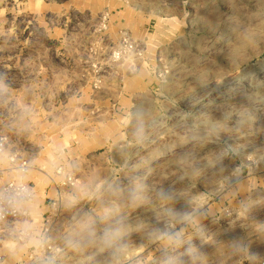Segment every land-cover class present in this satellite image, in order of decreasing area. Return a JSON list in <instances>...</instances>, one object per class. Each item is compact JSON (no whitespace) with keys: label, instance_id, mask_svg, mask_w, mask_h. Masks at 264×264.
<instances>
[{"label":"rangeland","instance_id":"obj_1","mask_svg":"<svg viewBox=\"0 0 264 264\" xmlns=\"http://www.w3.org/2000/svg\"><path fill=\"white\" fill-rule=\"evenodd\" d=\"M121 29L136 71L110 58ZM1 135L31 167L0 156V187L31 183L40 213L61 195L56 252L10 243L4 264H261L264 0H0ZM58 166L79 183L55 187Z\"/></svg>","mask_w":264,"mask_h":264},{"label":"built area","instance_id":"obj_2","mask_svg":"<svg viewBox=\"0 0 264 264\" xmlns=\"http://www.w3.org/2000/svg\"><path fill=\"white\" fill-rule=\"evenodd\" d=\"M111 20L110 13H103L100 18L99 30H107ZM112 61L126 65L129 71H136L141 62L145 60V50L140 41L133 37L128 29L119 31L118 43L111 52ZM0 156H6L11 169L21 174L28 173L31 165L25 154L17 147L10 145L7 135L0 136ZM55 187L66 186L72 188L79 183L78 177L64 166H58L52 178ZM21 188L27 194L21 193ZM35 187L18 178L9 179L0 187V264L6 258V247L10 243L28 244L34 248V254H43L50 258L56 252V244L52 239V231L59 207L61 195L57 191L56 197L44 199L43 205L48 200V210L35 212L31 205L36 199ZM31 247V248H32ZM261 264H264V260Z\"/></svg>","mask_w":264,"mask_h":264},{"label":"clouds","instance_id":"obj_3","mask_svg":"<svg viewBox=\"0 0 264 264\" xmlns=\"http://www.w3.org/2000/svg\"><path fill=\"white\" fill-rule=\"evenodd\" d=\"M21 193L27 194V190L24 188H21ZM142 197L137 195L136 191L134 190L132 193V200L133 203L140 200ZM123 235V229L122 228H116L115 230L109 231L105 233L103 243L105 246H112L114 243L119 241ZM94 236V232L92 230L91 225H89L87 229V238L89 239V242L91 241V238ZM162 238H167L169 241H171L174 244H181L182 243V233L181 232H167L162 234ZM70 246H75L73 241H69ZM186 254L190 255L193 260L196 259V254L194 250L190 247L186 250ZM163 264H179V258L174 257L171 255H166Z\"/></svg>","mask_w":264,"mask_h":264},{"label":"bare ground","instance_id":"obj_4","mask_svg":"<svg viewBox=\"0 0 264 264\" xmlns=\"http://www.w3.org/2000/svg\"><path fill=\"white\" fill-rule=\"evenodd\" d=\"M5 262V261H4ZM4 264V263H3Z\"/></svg>","mask_w":264,"mask_h":264},{"label":"crops","instance_id":"obj_5","mask_svg":"<svg viewBox=\"0 0 264 264\" xmlns=\"http://www.w3.org/2000/svg\"><path fill=\"white\" fill-rule=\"evenodd\" d=\"M41 205V204H40ZM43 212V211H42Z\"/></svg>","mask_w":264,"mask_h":264}]
</instances>
